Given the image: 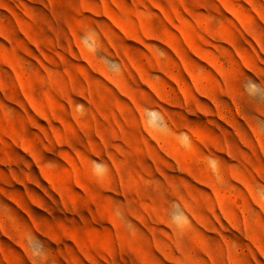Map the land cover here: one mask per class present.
<instances>
[{"label":"rangeland","instance_id":"rangeland-1","mask_svg":"<svg viewBox=\"0 0 264 264\" xmlns=\"http://www.w3.org/2000/svg\"><path fill=\"white\" fill-rule=\"evenodd\" d=\"M0 264H264V0H0Z\"/></svg>","mask_w":264,"mask_h":264}]
</instances>
